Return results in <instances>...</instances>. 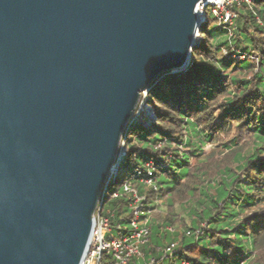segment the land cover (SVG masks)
Wrapping results in <instances>:
<instances>
[{
  "label": "water",
  "instance_id": "water-1",
  "mask_svg": "<svg viewBox=\"0 0 264 264\" xmlns=\"http://www.w3.org/2000/svg\"><path fill=\"white\" fill-rule=\"evenodd\" d=\"M203 0H0V264H83L143 92L191 66Z\"/></svg>",
  "mask_w": 264,
  "mask_h": 264
},
{
  "label": "trees",
  "instance_id": "trees-1",
  "mask_svg": "<svg viewBox=\"0 0 264 264\" xmlns=\"http://www.w3.org/2000/svg\"><path fill=\"white\" fill-rule=\"evenodd\" d=\"M233 11V36L209 14L191 66L145 91L153 123L134 117L126 131L104 210L126 233V184L146 196L150 233L128 264H264V0ZM211 145L221 150L209 155Z\"/></svg>",
  "mask_w": 264,
  "mask_h": 264
},
{
  "label": "built area",
  "instance_id": "built-area-1",
  "mask_svg": "<svg viewBox=\"0 0 264 264\" xmlns=\"http://www.w3.org/2000/svg\"><path fill=\"white\" fill-rule=\"evenodd\" d=\"M255 0H203L198 5L197 13L201 20V26L208 22V16L211 14L215 20H217L220 26H223L229 31V34L233 36L231 28L234 26L236 14L233 9L236 6L252 5ZM198 42L201 41V31H198ZM227 52V50L225 51ZM236 57V56H234ZM241 60L252 59L246 54L237 55ZM119 160L116 162V172L111 176L106 189L103 192V199L100 201L97 213L95 217V229L92 236V242L86 253L85 261L83 264H128L134 257H142L141 247L148 240L150 228L148 223L141 218L142 210L140 209L142 201L146 199V196L139 195L138 191L132 188L131 185L126 184L125 193L130 195L131 201L129 203L131 209L134 210V217L131 221V228L126 233H123L122 228L112 227L109 220L111 211L104 210L106 193L109 185L114 182L119 163L124 159L126 155V148L124 142L120 148ZM152 168V166H150ZM152 176V173H149ZM151 184L152 180L147 181ZM118 232L116 239H107V234H113ZM176 243H172L165 252L166 255L173 256L176 251ZM144 264H156L155 260H152Z\"/></svg>",
  "mask_w": 264,
  "mask_h": 264
},
{
  "label": "rangeland",
  "instance_id": "rangeland-1",
  "mask_svg": "<svg viewBox=\"0 0 264 264\" xmlns=\"http://www.w3.org/2000/svg\"><path fill=\"white\" fill-rule=\"evenodd\" d=\"M145 95H143L144 97H147V92L144 93ZM142 96V97H143ZM145 99V98H144ZM143 98H141V101L139 103V107H138V111L135 115V121H138L142 124H145L147 126H150L153 123V120H155V114H154V109L147 103V100H144ZM207 154L211 155L212 153H214V151H220L221 149H219V147L215 146V145H211L208 146L206 149ZM216 156L220 157L219 154H215ZM177 213H181V210H177ZM118 237V232L115 231L112 235L111 234H107L106 238L107 239H116Z\"/></svg>",
  "mask_w": 264,
  "mask_h": 264
}]
</instances>
